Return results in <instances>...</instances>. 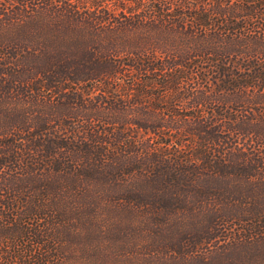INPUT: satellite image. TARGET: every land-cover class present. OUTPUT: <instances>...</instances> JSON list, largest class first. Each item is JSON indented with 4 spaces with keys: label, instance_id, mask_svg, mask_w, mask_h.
Wrapping results in <instances>:
<instances>
[{
    "label": "trees",
    "instance_id": "trees-1",
    "mask_svg": "<svg viewBox=\"0 0 264 264\" xmlns=\"http://www.w3.org/2000/svg\"><path fill=\"white\" fill-rule=\"evenodd\" d=\"M263 181L264 0H0V264H167Z\"/></svg>",
    "mask_w": 264,
    "mask_h": 264
},
{
    "label": "rangeland",
    "instance_id": "rangeland-1",
    "mask_svg": "<svg viewBox=\"0 0 264 264\" xmlns=\"http://www.w3.org/2000/svg\"><path fill=\"white\" fill-rule=\"evenodd\" d=\"M180 84H182V82H180ZM154 139L159 140V137L155 136L151 140L154 141ZM213 184L214 182L209 178L204 179V181L198 185L200 193L197 195L213 192V196L216 197L228 191L225 189V186L233 188L237 187V184L240 185L237 179L228 185L225 183L218 184V188ZM241 186L243 187L242 190L243 193H245L244 195L248 196V198L244 201L236 200L227 203V205L230 206L232 214H236L233 216L238 217L235 218L233 224H230V229L232 231L228 230L225 233L220 232V234H216V229L213 227L211 228V226L209 227V223H213V219H207V216H211L213 212L207 211L208 213H206L204 209L195 217H189L194 219H180L182 217V210L176 212V214L170 215L169 219H166L170 224V228L175 230V234L171 235L174 237L172 241L176 247L179 244L182 251V254L180 253L175 255L174 258H170L167 264H264V181L260 188L247 185L245 187L244 185ZM182 187V177L175 178L174 182L170 184V189L182 191V194L192 188L191 186ZM233 195H236L235 191ZM182 197L183 196L180 195L179 199L182 200ZM218 198L222 199L221 201L225 200V198L221 196ZM176 203L182 205V201L176 200L175 204ZM205 204V199H202V202L199 204L201 205L200 208ZM186 215L190 214L187 213ZM201 219L207 220V222L202 226H197L195 221ZM239 220L244 221L240 222ZM242 226L244 227L241 228ZM241 230L243 232H240ZM233 232L244 233V235L248 234L251 240L245 245L233 248L232 245H230V243L232 244L230 240L232 239L231 235ZM254 233H259L260 236L255 238L254 235H251ZM189 242L197 243L195 246L200 249L198 254L186 256L185 245Z\"/></svg>",
    "mask_w": 264,
    "mask_h": 264
}]
</instances>
